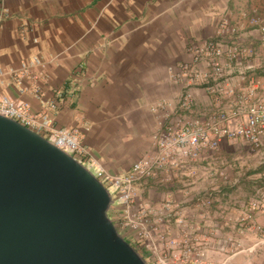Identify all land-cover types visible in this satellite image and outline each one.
<instances>
[{
	"label": "crops",
	"instance_id": "1",
	"mask_svg": "<svg viewBox=\"0 0 264 264\" xmlns=\"http://www.w3.org/2000/svg\"><path fill=\"white\" fill-rule=\"evenodd\" d=\"M3 7L8 17L0 21V69L17 70L20 62L36 56L43 80L36 83L37 98L32 82L23 80L25 90L19 92L9 76H2L0 96L33 112L54 101L48 111L52 127L74 133L86 151L84 166L109 174L126 173L152 150L163 116L154 108L178 95L180 83L171 72L189 59V42L212 38L218 25H231L251 40L257 61L264 59V42L250 26L264 24V0H5ZM222 148L230 157L226 152H233L232 145ZM234 176L228 167L209 181L199 171V190ZM216 191L197 223L199 244L208 240L205 264H253L256 252L249 245L256 234L236 230L247 216L249 198L233 199L226 187ZM250 222L264 233V214L252 215L246 227ZM228 236L242 239L234 241L240 247H230L224 241ZM260 248L258 264H264V245Z\"/></svg>",
	"mask_w": 264,
	"mask_h": 264
},
{
	"label": "built area",
	"instance_id": "2",
	"mask_svg": "<svg viewBox=\"0 0 264 264\" xmlns=\"http://www.w3.org/2000/svg\"><path fill=\"white\" fill-rule=\"evenodd\" d=\"M4 1L0 0V21L8 17ZM250 21L259 24L257 19ZM250 26L256 39L264 42V24ZM185 51L189 59L171 70L172 80L180 83L178 95L171 104L161 102L154 108L163 116L152 150L122 174L81 163L86 151L77 144L74 133L52 127L48 111L55 108L54 101L46 103V110L33 112L25 103L0 96V115L70 155L107 191L114 189L108 193L120 212L108 218L120 237L143 254L146 264L208 263L204 248L199 247L197 223L204 219L200 213L216 198L213 193L226 183L237 182L235 178L241 175L264 177V59L257 61L251 40L231 25H218L212 38L191 41ZM40 68V59L32 56L20 62L17 70L0 69V77L9 76L19 92L25 90L23 80L32 82L31 93L38 98L36 83L43 77L36 69ZM224 145H232L233 152H226L230 157L222 152ZM228 167L235 171L233 179L199 190V171L211 181ZM256 193L261 196L248 199L247 216L236 230L260 233L264 245L261 228L244 223L254 214H264V195ZM172 194L181 196L172 198ZM224 241L235 243L229 236ZM147 254L152 255L151 260L145 258Z\"/></svg>",
	"mask_w": 264,
	"mask_h": 264
},
{
	"label": "water",
	"instance_id": "3",
	"mask_svg": "<svg viewBox=\"0 0 264 264\" xmlns=\"http://www.w3.org/2000/svg\"><path fill=\"white\" fill-rule=\"evenodd\" d=\"M78 161L0 115V264H146Z\"/></svg>",
	"mask_w": 264,
	"mask_h": 264
},
{
	"label": "rangeland",
	"instance_id": "4",
	"mask_svg": "<svg viewBox=\"0 0 264 264\" xmlns=\"http://www.w3.org/2000/svg\"><path fill=\"white\" fill-rule=\"evenodd\" d=\"M90 170H91V172H94L93 169H90ZM239 178L240 179L235 178V179H237V182H233V184L230 182L231 183L230 186H227L228 185L227 183L224 184V186L226 188L231 190L232 195H230L229 197H231L233 199H237V200L248 199V198L249 199L258 198L261 195L259 196L256 193V190H258L259 192H261V194L264 195V177H262L260 174H257V173L249 174V175L246 174V175H241ZM108 191L110 194H112L114 192V189L111 187V188H108ZM117 212H120V210L118 208V204L117 203L111 204L107 210V216L116 215L115 213H117ZM255 225H257V224H255ZM247 233L248 234H256L257 239L251 245H249V247L250 248L254 247V249L250 250V252H256L255 260L253 261V264H258L259 263V254L257 252L259 251V249H261L260 248L261 244H259V240L261 239L260 233L254 231V230H251V229ZM202 241L203 242L201 244H199V247L204 248V245H205L206 241H208V240L203 239ZM235 241H238V244L242 243V239H240V238L235 239ZM238 244L235 245V243L231 242L230 247L235 246L236 248H239L240 246ZM145 258H147L148 260H151L152 255L147 254L145 256Z\"/></svg>",
	"mask_w": 264,
	"mask_h": 264
},
{
	"label": "trees",
	"instance_id": "5",
	"mask_svg": "<svg viewBox=\"0 0 264 264\" xmlns=\"http://www.w3.org/2000/svg\"><path fill=\"white\" fill-rule=\"evenodd\" d=\"M138 253H139L140 257H141V258H143V254H142V253H140V252H138Z\"/></svg>",
	"mask_w": 264,
	"mask_h": 264
}]
</instances>
